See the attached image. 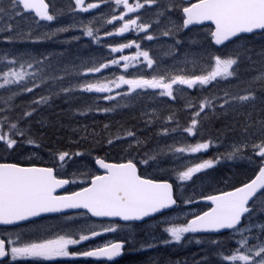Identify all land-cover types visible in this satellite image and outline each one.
Returning <instances> with one entry per match:
<instances>
[{
  "label": "snow or ice",
  "instance_id": "snow-or-ice-1",
  "mask_svg": "<svg viewBox=\"0 0 264 264\" xmlns=\"http://www.w3.org/2000/svg\"><path fill=\"white\" fill-rule=\"evenodd\" d=\"M108 0H100V3H107ZM13 9L22 7L24 11H32L37 17L45 21H53L56 16L50 14L49 3L46 0H10ZM156 3V0H144V3L137 2L132 5L128 0H115L117 6L123 5L127 13L136 12L147 5ZM77 8L88 11L100 6L99 3H89L84 7V0H75ZM0 8V13L4 12ZM185 18L183 19V27L189 25L202 24L210 21L215 25L214 31L210 32L212 39L216 45H222L226 41H231L233 38L239 39L240 34L253 33L254 30H264V0H197L195 3H190L189 6L182 9ZM126 13H121L120 16L113 15L111 20L107 21H123L122 25L115 32H106L105 35H122L130 29L135 28L137 31H146L150 25L138 23L137 19H125ZM11 26H9V30ZM61 31L67 29H60ZM169 32H164L168 35ZM85 35L94 37V31L91 27L85 28ZM99 39V37H94ZM151 40V35L147 36ZM133 46L137 51L135 55H121L118 59H112L107 63H100L99 66H94L87 69L89 73H99L102 69L108 68L110 65H120L127 70L134 62H140L139 58L143 57L142 62H146L148 68H152L154 61L149 56L148 51L140 50V45L135 41L122 43L118 46H110L112 53L122 52L124 49H130ZM214 66L211 67L206 74L201 75H172L152 76L150 79L143 77L136 79H127L124 75H120L116 80L112 81H97L94 83H86L82 85V90L87 92L111 93L112 86L119 88L120 85H128L129 92L136 89H159V95L174 97V85L187 86L193 88L195 86H207L218 78L227 79L234 75L231 69L237 64L235 58H221L214 56ZM13 60L11 63H15ZM15 71L10 69L2 76L0 88L7 85L17 84L25 79L29 73L23 71ZM32 67L31 64L28 65ZM257 81L264 80V73H260L256 78ZM39 85L34 84L32 88L24 87L23 91L32 92ZM65 91H69L65 89ZM117 96L121 93L117 92ZM106 100L115 99L111 95L103 97ZM254 98L253 93L239 96L235 99L247 101ZM48 97H40L35 104H45L48 102ZM211 102L205 100L200 104V110L203 111ZM111 109H105L110 111ZM35 111V109H33ZM25 116H31L32 112H25ZM200 115L195 113L191 124L185 129L189 134H195L198 120L195 117ZM171 119V117H169ZM16 129L19 135L23 136L24 132L18 129L16 124L10 125V130ZM129 136L133 135L131 132ZM0 142H4L7 148L12 149L17 140L11 138L7 133L0 132ZM27 143H34L29 139ZM109 143H112L110 140ZM210 147V142H200L195 145L181 147L175 149L176 152L198 153L202 150H207ZM256 155L262 158V163L259 166V171L253 179L244 183L241 187L235 188L233 191L221 193L220 195L207 196L206 200L213 203V207L203 214L195 215L194 218L188 220L185 224L177 225L170 221H165L171 226L164 229L170 234L171 240H166L164 243L180 242L186 233H194L197 231H219L221 229H230L243 233V228L237 226L241 222V218L253 210L249 206V201L257 194L258 190L264 189V141L253 146ZM258 149V151H256ZM239 147H234L233 151L227 154L228 159L234 158ZM75 155H79L76 153ZM66 157L69 153L60 152L57 154V159L60 162V167H63ZM147 163V161H143ZM213 161H203L188 167L185 171L178 173L180 181L191 179L194 173L200 172L213 166ZM96 164L104 169V174L93 175L88 183V186L81 187L78 191L57 194V189L64 188L65 185L74 183L68 179L58 178L56 170L52 167H22L15 163H0V224L9 225L18 221H25L31 217L40 216L42 213H62L67 209H83L81 215L90 213L95 217H120L125 221L140 220L143 217L161 212L164 209L170 208L176 204L173 198L172 185L168 182H157L151 179H146L140 176L137 172V166L132 160L125 163H107L104 159L97 158ZM70 219V217H69ZM264 228V225H261ZM89 234H84L83 230L78 238H73V234L58 235L54 239H45L38 242H22L19 237L17 240L0 239V258L11 256L13 261L20 258H40L43 260H52L58 257H105L112 260L122 254L124 247L123 242H108L102 247H96L94 250L84 251L80 253L70 252V245H78L83 241H87L92 237L100 235L99 232L87 230ZM103 231H115V228H104ZM199 243V241H197ZM216 243V241H213ZM241 248H245L248 254L241 252L237 248L234 254L225 256L223 259L229 261H243L245 264H264V243L258 247H248V238L242 237L239 241ZM11 245V246H10ZM10 246V247H9ZM154 245H148L152 247ZM256 258H259L257 261Z\"/></svg>",
  "mask_w": 264,
  "mask_h": 264
},
{
  "label": "trees",
  "instance_id": "trees-1",
  "mask_svg": "<svg viewBox=\"0 0 264 264\" xmlns=\"http://www.w3.org/2000/svg\"><path fill=\"white\" fill-rule=\"evenodd\" d=\"M189 1L191 0H183L182 3H188ZM137 2H144V0H138ZM180 7L182 6L178 4V7L174 10L175 16L179 21L182 19ZM0 8L5 10L0 13V22L6 23L0 29V74H2L4 71L2 67L15 66L20 61H18V58H13L16 62L11 63L9 61V52L11 50L2 45L4 34L7 35L15 26V16L12 13L14 9L9 4H1ZM148 11L149 9L145 13L132 15L135 19L138 18V23L150 25L146 31L141 32L136 37L138 39L136 41L144 46H148L147 36L153 35V31L161 32L165 28L161 25L166 21L171 22L169 16L157 15L156 12H152V16H149ZM3 14L5 16H2ZM26 14L33 15L32 12ZM155 17H158V19H154ZM9 26H11L10 30ZM179 26V29H181L180 41L186 54L198 51L203 46L208 48L205 53L202 50L197 52L198 55L194 59V67L183 68L182 75L205 74L206 68L195 61L204 60L210 66V70L214 66V62L211 65L213 57L221 56V51L224 50L212 47L209 27L185 30L181 24ZM125 40L122 39L120 41ZM206 54H208L207 57H205ZM228 57L237 59L238 62L233 67H238L236 74L243 73V83L241 82L242 79H240L241 83L238 85L230 84V81L227 80L232 77H229L224 80L213 81L207 86L178 87L174 91L175 98L168 96L166 98H158L154 96L152 103L146 102L145 99L138 101L133 99L125 100L124 102H112L108 106L106 102H103V106L99 105L96 108L86 104L73 108L64 99L45 95L47 90H45L44 86L46 85L45 83H48L47 80L40 79L39 81L37 76L34 75L32 71L35 68V64H32L31 68L28 67V64H24V67H26L25 72L29 73V75L20 83L0 88V130L7 134L13 132L11 133V138L21 142L31 139L49 143L48 146H39V150L47 151L50 154L54 152V155H57L60 152H67L69 155H75L76 153L80 154L83 150L88 151V153L97 151L96 153L99 154L96 155L105 159L114 158L118 155L137 159L141 152H150V154L158 152L160 155H167L177 148L195 145L200 142H210V147L207 150L199 152V163L212 160L216 164L219 163L227 167L230 173H234L229 167L238 163L236 160L241 156V152L243 159L262 163V158L256 155L253 146L264 141V80L254 81L252 79L254 75L250 74L246 68L250 64H255L256 69L264 71V31L251 36H243V48L231 51L225 55V58ZM242 65L243 72L239 69ZM138 70L145 77L153 75L147 71L148 67L146 64L142 69ZM231 71L234 73L235 69ZM169 76L170 74L166 77ZM2 82V76H0V83ZM34 84L39 85V87L34 88L32 92L23 91L25 86L32 88ZM218 84H226L224 89L228 92L224 94L218 93L216 90ZM249 93L254 94L253 99L247 101L235 99ZM44 96L50 97L49 103L40 105L34 103L38 98ZM205 100L211 103L201 111L199 106ZM103 108L111 110L103 112L101 110ZM25 112H32V115L25 116ZM197 112L200 115L195 117L198 120L195 134H189L185 129L190 126L191 120ZM111 119L119 120L120 122L115 125L118 124L123 128L122 135H117V138L128 139V133L131 132L136 138L141 140L140 143L142 145L138 149L129 146L122 148L123 150H128V152H123L118 147L100 145L107 140L108 136H114L113 131L103 128ZM12 124H17L18 129L22 130L24 135H19L16 129L10 130V125ZM91 142L93 144H90ZM241 143L243 149L240 146ZM234 147H239L240 151L234 156L235 160L233 163L234 158L228 159L227 154L231 153ZM186 153L182 152V155L186 156ZM196 156L189 155L187 157ZM206 171H201L200 173H205ZM175 177L168 179L175 186L179 197V182L176 181ZM238 178L234 180L236 182L231 184L232 187L238 185L240 177ZM184 182L190 185L192 178L187 181H181V188H183Z\"/></svg>",
  "mask_w": 264,
  "mask_h": 264
},
{
  "label": "rangeland",
  "instance_id": "rangeland-1",
  "mask_svg": "<svg viewBox=\"0 0 264 264\" xmlns=\"http://www.w3.org/2000/svg\"><path fill=\"white\" fill-rule=\"evenodd\" d=\"M47 1L51 5V14L56 16V18L50 22L41 20L35 14L34 16L26 14L29 12L24 11L21 7H17L12 11V13H14L13 15L15 16V26L7 35L4 34L5 37L2 40V45L5 46L8 50H11L9 52L10 62L13 61V58H18V61L20 62L15 66L9 65L7 67L8 69L2 67L4 68L3 73L8 72L10 69L21 71V65L24 66V64H35V68L32 71L34 75L37 76L39 81L40 79H42L47 80L48 82L45 83L46 85L44 86L45 90H47L45 92V95L64 99L66 102H68L67 104L71 105V107L73 108L81 107L85 104L91 105L93 108H96L99 105L103 106V102H106L108 106V104H112V102L117 103L119 102V100L122 101V97H116L112 100H106L103 98V96L98 95L97 92L83 91L81 87L86 83L103 81V79L94 78L93 75L95 73H89L87 72V69L94 66H99L100 63H105L104 61L106 53L100 46H107L109 44L117 42H114L112 38H110V36L105 35L106 32H104L102 28H99L98 26L94 27L93 23H95L96 18L99 16V14L104 13L107 15V13L113 12L114 7L111 3H115V0H110V2L106 4V7L103 8L102 11L96 12L94 14L92 12L83 11L77 8L75 5V0ZM98 1L99 0H93V3ZM137 1L138 0H128V2L132 5L136 4ZM182 1L183 0H156V3L151 5L145 4L144 6L146 11L147 9L150 10L149 13L157 12L158 14L169 16L171 18V22L166 21L161 25L165 27L164 30L159 33L153 31V35L150 34L153 37V39H151L153 43L150 46L151 55L149 54V56L153 59L154 63H156V67L154 66L155 70H153V73H159L160 71H163L167 74H170V76L182 75L184 71L183 68L194 67V59L197 57L198 51L202 50L204 53L205 51H208V48L205 46H203L200 50L192 52L190 54H186L183 51L180 41L181 29H179L181 20L179 21L174 13V10L178 7V4L182 6L180 7V10L181 8L186 6V3H182ZM139 3L143 4L144 2ZM1 4H9V6L12 8L10 0H0V5ZM86 4L87 1H84V6H86ZM121 13L122 12L117 13V16H120ZM2 16H5V14H3ZM149 16H152V14H149ZM109 18L111 19L112 16L110 15ZM129 18L135 19V17H133L131 14H128L125 17V19ZM154 19H158V17H155ZM103 21L104 20H102V22ZM116 23L117 26L112 27L108 32L117 30L122 25L123 21L117 20L112 22V24ZM5 24V22H0V29H2ZM86 26L93 29L94 37H99L98 40L94 39V37L85 35ZM60 29L67 30L61 31ZM166 31L169 32L168 35H164V32ZM141 32L143 31H137L135 28H132L122 35L123 37L129 36L131 38H135V40H138L136 37L139 36ZM136 44L139 43L136 42ZM240 48H243V40H235L224 51H221V58H225V55ZM207 56L208 54L205 55V57ZM195 62L206 68V72L209 71L210 66L204 60L199 59ZM213 62L214 59L211 62V65ZM185 64H187V66H185ZM25 68L26 67H23V71H26ZM237 68L238 67L236 66L232 68L233 70L235 69L234 75L231 79L227 80L230 81V84L238 85L241 82L243 83V73L236 74ZM108 69H110V66L106 68V71ZM239 69L243 72V65ZM246 70L249 71L250 74L254 75L252 77L254 81H257L255 78L260 73H264V71H259L260 69H256L255 64L248 65ZM240 79H242L241 82L239 81ZM217 80L224 79L218 78ZM225 85L218 84L216 86L217 92L220 94L228 92L224 89ZM65 89H68L69 91H65ZM50 97L47 103L50 102ZM139 97V95H132L128 98H130L131 100L137 99L136 101H138L140 100ZM143 98L149 103H152V98H154V96L152 94H147L144 95ZM101 110L105 112V108ZM119 122L120 121L117 119H111L103 126L104 129L113 131L114 136H108L107 140L102 142L100 145H104L107 147L114 146L121 149L127 148L129 146L138 149L142 145L140 143L141 140L136 138L134 135L129 136V138L125 140H122L120 137L117 138V135H122L123 130V128L118 124L115 125ZM11 133L9 134L10 136ZM110 140L112 141V143H109ZM17 142L22 143L24 150H39L37 148V145L29 144L27 143V141L21 142L17 140ZM90 144H93V142H91ZM25 146L27 147L25 148ZM240 146L243 149L242 143L240 144ZM81 152L79 155L71 156H87L88 158H94L95 156H97L96 154H99L96 153L97 151H91L90 153H88V151L86 152L85 150H83ZM123 152H128V150H123ZM189 155H197L198 157H187ZM141 158H144V161L149 159L151 163H157L153 165V177L173 178L176 176V181L179 182V198L182 200V202L180 203L181 206L178 210L168 214V216L153 220L148 224L147 236L150 237L152 241L164 235L170 236V234L165 232L164 229L171 225L169 223H166L164 225L165 221H170L176 224L179 220H185L186 218H188L187 216L189 214L195 212V207H192L189 202L196 197L197 191H206L208 189L214 188H230L231 184L233 182H236L234 180H236L238 177H240L241 179L242 174L243 177L247 179L248 177H250V175L254 174L259 169V166L261 164L258 161L243 159V155L241 152V156H239L237 158L238 160H236V162L238 161L237 164L239 165L235 164L234 166L229 167L230 170H233L232 172L234 173H230L227 167L222 166L219 163H213L212 167L201 170H207L205 173H200L201 171L194 173L191 177V184L188 185L187 182H184L183 188H181V181L178 179V173L185 171L188 167L198 164L200 159L199 152H187L186 156H183L182 152L178 153L176 151H171V153L167 155H160L158 152H152L151 154L150 152H141L137 159ZM234 160L235 158L233 159V163ZM249 226H253V224ZM248 228L249 227L244 228V232L248 231ZM140 230L142 229L136 228L133 231V234L135 232L136 236L142 235V232ZM244 232L243 237L247 234ZM250 236H253V239H257L256 234ZM258 246L259 245H257V247ZM256 259L257 261L259 260V258ZM243 264H245V262H243Z\"/></svg>",
  "mask_w": 264,
  "mask_h": 264
},
{
  "label": "flooded vegetation",
  "instance_id": "flooded-vegetation-1",
  "mask_svg": "<svg viewBox=\"0 0 264 264\" xmlns=\"http://www.w3.org/2000/svg\"><path fill=\"white\" fill-rule=\"evenodd\" d=\"M108 0L107 3H109ZM100 6L95 9H90L87 12H92L93 14L99 12L101 9L106 7L107 3H100ZM114 7L111 16H117V13H127L126 9L122 5L117 6L115 3H111ZM84 7H87L84 6ZM107 19L104 23L108 26L104 32H108L112 27H116V24L108 23ZM94 27L99 26V23H93ZM116 30H112L115 32ZM112 40L115 35L110 36ZM119 43H112L107 46H100L106 53L105 63L112 59H118L121 55L132 56L135 55L136 47L133 46L130 49H124L122 52L112 53L110 46H118ZM148 49L147 46H141L140 50ZM140 62H134L130 67L125 70L122 67L123 61L120 65H110V69L106 71L102 69L101 72L95 73L93 75L96 79H103V81L116 80L120 75H124L127 79H136L145 76L142 75L138 69L143 65L142 57L139 58ZM159 76H166L163 71L159 72ZM152 78V77H151ZM174 85V89H175ZM95 92V91H94ZM121 93L117 96L116 93ZM156 93L160 97H165L159 95V89H136L135 91L129 92L128 85H120L119 88L112 86L111 93H98L100 96L111 95L113 97H122L126 99L132 95H139L143 97L144 95ZM102 94V95H101ZM125 95V96H124ZM37 146L49 145L45 142H34L32 143ZM104 159L107 163H125L128 160H132L137 166V172L143 178H153L152 169L153 165L157 163H151L147 159V163H143L144 158L134 159L128 156L118 155L114 158L105 159L101 156H95L94 158H88L87 156H71L66 157L63 167H60V162L57 159V155L54 152L51 154L47 151L40 150H24L22 143H18L12 148H7L4 142H0V163H15L22 167H52L56 170L58 178L68 179L70 181H75L65 185L62 189H57V194L62 195L73 191H78L81 187L88 186L90 179L93 175H102L104 171L102 168L96 164V159ZM243 170V165H242ZM257 172V171H256ZM256 172L247 179H244L243 174L241 176V182L239 185L251 180ZM160 180V179H157ZM232 189V188H231ZM230 189H208L199 190L194 199H192L189 204L195 207V212L189 214L185 220H179L176 224H185L191 217L195 215H200L211 207V204L203 201L207 196H214L220 193L226 192ZM249 206L253 209L251 213L241 218V224L238 228H247L248 231L246 236L248 238V247H253L264 243V190L257 193L253 200L249 201ZM82 212L86 210H78L72 212H62L57 214H45L40 215L35 218H30L25 221H18L13 224L4 225L0 224V239L17 240L22 242H38L45 239H54L58 235L73 234V238H78L82 230L84 234H89L87 230H92L99 232L100 235L92 237L87 241H83L78 245H70V252H84L89 250H94L96 247H102L108 242H123L124 247L122 249V254L118 257H114L112 260H108L105 257H84V256H70V257H58L52 260H43L40 258H20L15 261L11 259V256L6 258H0V264H243V261H229L223 259L225 256H230L234 254L237 248H240L241 252L248 254L245 248H241L239 241L243 237V233L233 230H226L219 233H186L180 242H170L164 243L166 240H171L169 235H164L156 238L154 241L147 236V227L150 222L158 219L147 220L145 222H124L120 220H108V219H97L91 216L89 213L81 215ZM163 215V216H162ZM159 216L165 217L167 214H161ZM70 217V219H69ZM160 217V218H162ZM250 222V223H248ZM248 223V224H247ZM166 223H164L165 225ZM253 224V226H249ZM115 228V231L105 232L104 228ZM136 228H140L142 235L136 236L133 231ZM256 234L257 239H253V235ZM135 235V236H133ZM199 241V243H197ZM216 241V243H213ZM148 245H154L148 247ZM11 246V245H10ZM9 246V247H10Z\"/></svg>",
  "mask_w": 264,
  "mask_h": 264
},
{
  "label": "water",
  "instance_id": "water-1",
  "mask_svg": "<svg viewBox=\"0 0 264 264\" xmlns=\"http://www.w3.org/2000/svg\"><path fill=\"white\" fill-rule=\"evenodd\" d=\"M195 2H197V1H195ZM195 2H193V3H195ZM189 6V5H188ZM187 7V6H186ZM183 12V11H182ZM183 16H184V13H183ZM184 18H185V16H184ZM202 25H211L212 27H213V29H212V31H214V29H215V25L212 23V22H210V21H206V22H204V23H202V24H194V25H189L187 28H190V27H193V26H202ZM261 31H263V30H254V32L253 33H256V32H261ZM253 33H243V34H240V35H251V34H253ZM235 38H233L232 40H234ZM231 40V41H232ZM228 42H230V41H226V42H224V44H226V43H228ZM212 43H213V45L214 46H216V47H221V46H223L224 44H222V45H216L215 44V42H214V40L212 39ZM104 170V169H103ZM157 182H165V181H157ZM167 182V181H166ZM169 183V182H168ZM239 187H241V186H239ZM238 188V187H237ZM234 190V189H233ZM233 190H230V191H233ZM230 191H227V192H230ZM260 190H258V192H259ZM172 193H173V188H172ZM220 195V194H219ZM205 201L206 202H209V203H211L212 204V207L214 206L213 205V203L211 202V201H209V200H206L205 199ZM172 206H174V205H172ZM171 206V207H172ZM170 207V208H171ZM170 208H168V209H170ZM168 209H164V210H162L161 212H163V211H166V210H168ZM74 211V210H82V209H67V210H64V211ZM210 210V209H209ZM208 210V211H209ZM161 212H158V213H161ZM90 214V213H89ZM155 214H157V213H154V214H151L150 216H147V217H143L142 219H140V220H128V221H143V220H145L146 218H148V217H151V216H154ZM93 217H95V216H93ZM31 218H33V217H31ZM95 218H108V219H119V220H122V221H125V220H123L122 218H120V217H95ZM30 219V218H29ZM223 230H225V229H221V230H219V231H197V232H215V233H217V232H220V231H223Z\"/></svg>",
  "mask_w": 264,
  "mask_h": 264
}]
</instances>
